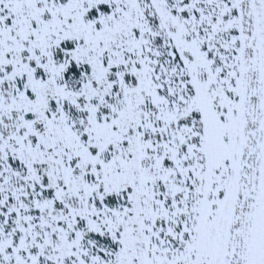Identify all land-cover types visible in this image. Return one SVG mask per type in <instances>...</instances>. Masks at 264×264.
Returning a JSON list of instances; mask_svg holds the SVG:
<instances>
[{
    "label": "snow or ice",
    "instance_id": "1",
    "mask_svg": "<svg viewBox=\"0 0 264 264\" xmlns=\"http://www.w3.org/2000/svg\"><path fill=\"white\" fill-rule=\"evenodd\" d=\"M0 264H264V0H0Z\"/></svg>",
    "mask_w": 264,
    "mask_h": 264
}]
</instances>
